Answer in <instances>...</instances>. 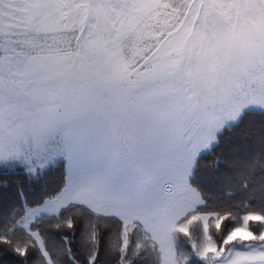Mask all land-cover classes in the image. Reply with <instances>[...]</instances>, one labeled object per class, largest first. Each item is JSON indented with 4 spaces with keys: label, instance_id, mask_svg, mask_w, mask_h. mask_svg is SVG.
<instances>
[{
    "label": "snow or ice",
    "instance_id": "snow-or-ice-1",
    "mask_svg": "<svg viewBox=\"0 0 264 264\" xmlns=\"http://www.w3.org/2000/svg\"><path fill=\"white\" fill-rule=\"evenodd\" d=\"M0 264H264V0H0Z\"/></svg>",
    "mask_w": 264,
    "mask_h": 264
}]
</instances>
